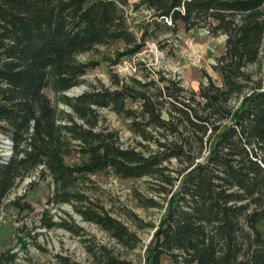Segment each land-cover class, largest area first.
Wrapping results in <instances>:
<instances>
[{
    "label": "trees",
    "instance_id": "trees-1",
    "mask_svg": "<svg viewBox=\"0 0 264 264\" xmlns=\"http://www.w3.org/2000/svg\"><path fill=\"white\" fill-rule=\"evenodd\" d=\"M128 1L0 0V135L11 143L10 156L0 155V209L16 183L38 171L40 180L53 185L52 204L71 205L82 221L133 250L138 237L88 196L83 181L95 173L147 178L163 204L145 203L165 207L146 249L147 264H160L163 257L170 264H264V84L246 71L263 45L264 0L135 5L151 13L148 26L224 36L213 65L220 85L207 77L193 92L164 77L127 84L113 75V88L90 86L66 96L94 68L78 55L113 42L124 44L125 55L144 47L148 26L139 39L130 30ZM46 88L70 109L66 123ZM101 110L129 120L139 141L123 145L104 125ZM71 153L79 164L65 163ZM125 216L137 224L134 215ZM88 251L99 264H131L105 247Z\"/></svg>",
    "mask_w": 264,
    "mask_h": 264
},
{
    "label": "rangeland",
    "instance_id": "rangeland-1",
    "mask_svg": "<svg viewBox=\"0 0 264 264\" xmlns=\"http://www.w3.org/2000/svg\"><path fill=\"white\" fill-rule=\"evenodd\" d=\"M139 1L129 0L125 7L128 26L138 39L152 20L149 11L135 7ZM146 33L149 37L144 47L132 55H125L121 42L94 46L90 52L78 55V61L91 63L94 68L83 77L85 84L65 95L75 97L89 90L90 86L113 88V75L127 84L131 78L142 83H159L158 79L164 77L193 92L207 83V77L216 85L221 84L213 65L223 52L224 36L212 37L203 29L186 32L182 27L174 33L154 25L148 26ZM246 71L254 83L264 84V37L258 62L248 66ZM44 93L56 107L59 121L66 123L70 109L49 88ZM239 102L240 99L233 100L232 104L237 106ZM126 104L139 110L138 103L127 101ZM100 114L104 125L118 133L123 145L134 146L139 141L129 128V120L108 110H101ZM10 145V141L0 135L1 156H10ZM65 163L79 164L80 158L71 153ZM38 174L36 171L17 182L3 201L0 209V264H99L88 251L91 246L93 250L105 247L114 257L131 264H147L146 249L165 213V207H149L145 203V200L153 199L163 204L150 190L149 179L123 180L112 174L95 173L86 175L83 181L88 196L138 237V246L127 250L97 226L82 221L74 214L71 205L52 204L53 185L49 178L40 180ZM177 188L176 185L174 190ZM13 202L27 204L30 209L20 210ZM126 212L137 218V224L127 220ZM160 264L170 262L163 257Z\"/></svg>",
    "mask_w": 264,
    "mask_h": 264
}]
</instances>
